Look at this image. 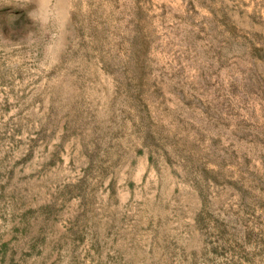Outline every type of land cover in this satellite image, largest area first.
I'll list each match as a JSON object with an SVG mask.
<instances>
[{"label": "rangeland", "instance_id": "obj_1", "mask_svg": "<svg viewBox=\"0 0 264 264\" xmlns=\"http://www.w3.org/2000/svg\"><path fill=\"white\" fill-rule=\"evenodd\" d=\"M0 264H264V0H0Z\"/></svg>", "mask_w": 264, "mask_h": 264}]
</instances>
